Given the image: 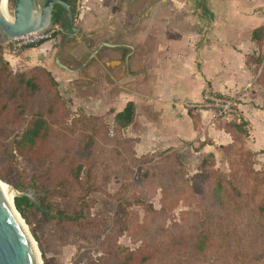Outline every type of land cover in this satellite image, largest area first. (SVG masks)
<instances>
[{
  "label": "rangeland",
  "instance_id": "obj_1",
  "mask_svg": "<svg viewBox=\"0 0 264 264\" xmlns=\"http://www.w3.org/2000/svg\"><path fill=\"white\" fill-rule=\"evenodd\" d=\"M13 10L14 3H8L9 18ZM83 41L78 51L97 42L86 38ZM4 46V54L13 50L12 41ZM9 65L13 73L25 72L27 77L34 78L39 88L35 92L27 90L18 98L21 108L16 104L18 99L12 98L11 86L2 89L0 180L19 192L31 187V192L36 194L39 206L30 202L35 207L27 210L26 216L20 212L19 215L43 264L44 258L50 264H114L122 248L135 251L150 248L154 258L148 264H249L247 254L255 255L263 248L264 224L254 220L238 228L234 237L217 241L203 252L192 248L189 232L200 227L198 217L206 214L199 195L188 192L186 186L187 182L193 183L204 159L212 174L210 180L217 177L232 180L237 175L235 170H239L238 179L244 191L256 188L258 195L264 194V151H253L247 141L249 137L243 139L242 147L249 149L251 156L244 155L241 149L231 153L232 160L239 158L243 167L232 169L229 159L218 148L216 155L205 156L195 170H189L183 162L186 173L180 182L175 171H167L164 160L174 151L158 149L139 155L135 139L115 126L119 104L117 99L108 97L101 101L94 97L97 80L94 71L90 73V81L80 76L83 70L63 80L52 72L51 76L47 75L44 67L17 70L10 62ZM35 111H42L48 117L50 130L35 148L20 150L16 141ZM81 115L101 116L113 139L105 136L98 142L90 173L83 171L76 180L70 175L66 155L74 157L79 139L68 125ZM150 169L154 174L147 178L144 174ZM164 185H170L172 191L168 195L163 194ZM124 199L133 203L127 210L128 217L121 216L123 211L119 206ZM138 199L145 204H139ZM148 205L154 211L148 212L145 208ZM59 211L76 220L59 216ZM181 228L186 232H181ZM175 240L182 242L175 244Z\"/></svg>",
  "mask_w": 264,
  "mask_h": 264
},
{
  "label": "crops",
  "instance_id": "obj_2",
  "mask_svg": "<svg viewBox=\"0 0 264 264\" xmlns=\"http://www.w3.org/2000/svg\"><path fill=\"white\" fill-rule=\"evenodd\" d=\"M83 2L77 25L83 33L66 41L60 61L75 69L101 43L113 44L102 47L80 76L90 81L96 73L94 97L117 99L115 113L129 101L135 104V121L124 133L135 139L139 155L179 151L195 170L205 156L231 143L225 125L240 120L249 123L252 150L264 151V86L258 82L264 46L253 38L264 28V0ZM62 36L4 57L17 70L40 66L66 80L77 72L55 63ZM83 38L96 45L78 51ZM206 90L237 97L239 114L212 123L210 111L191 106Z\"/></svg>",
  "mask_w": 264,
  "mask_h": 264
},
{
  "label": "trees",
  "instance_id": "obj_3",
  "mask_svg": "<svg viewBox=\"0 0 264 264\" xmlns=\"http://www.w3.org/2000/svg\"><path fill=\"white\" fill-rule=\"evenodd\" d=\"M72 5V13L75 18L77 12L76 0H65ZM9 3H14L15 0H9ZM58 11L54 16L55 22L65 25V13L62 7H58ZM60 32H55L54 37ZM253 38L257 41L260 47L264 46V28H259L254 31ZM4 45H0V95L4 86L10 85L12 88V98H19L27 90L36 91L39 86L34 78H29L25 72L13 73L9 70V62L4 57ZM24 50V49H23ZM22 50V51H23ZM21 51V52H22ZM43 72L51 76V71L43 68ZM258 82L264 86V62L262 71L259 75ZM57 84V83H56ZM19 99L16 101L18 107L21 108ZM23 104V103H22ZM23 113V111H22ZM136 117L135 104L131 101L127 102L125 107L115 113V126L123 130L130 126ZM249 123L245 120L239 122H232L225 125V130L230 134L232 141L227 145H222L224 155L229 159L231 168L237 169L243 167V162L239 158L232 160L231 153L241 149L244 155L251 156L252 152L245 147H242L243 139L250 135L248 128ZM71 133L77 135L79 139L78 147L75 150L74 157L71 154L66 155L70 175L79 179L83 171L90 173L91 161L95 155L97 145L105 136L109 137V130L101 116H84L73 118L68 125ZM50 130V121L42 111L32 112L27 121L26 127L21 136L17 139V147L20 150L33 149L35 146L46 137ZM99 142V143H98ZM165 162L168 165L167 171H175L176 175L180 176V182L184 181L183 177L186 173V166L184 165L179 151H174L170 155L165 156ZM60 162V161H57ZM207 159H204L199 171L194 175L192 184L187 182L186 186L190 189L193 195H199V202L206 209L204 216L198 217L200 227L197 229H190L192 237V248L203 252L208 246H215L217 241L223 242L238 234L237 229L245 227L250 221L254 220L256 223L264 224V194L258 195L256 188L250 191H244L242 182L238 179L239 170H235L236 177L232 180H225L222 178H212V174L208 171ZM153 169L148 170L144 175L147 178L153 176ZM212 173V172H211ZM256 178V177H255ZM179 182V183H180ZM163 194L171 193L170 185L163 186ZM138 203L144 205L145 203L138 199ZM130 199H124L120 203V208L123 211L122 217H128V208L132 205ZM15 206L17 210L26 216L27 210L35 207L30 203L27 197H16ZM148 212L154 211L152 206L148 205ZM59 216L66 218L69 221H75L72 216L65 215L59 211ZM181 232H186L181 228ZM264 242V235L262 236ZM182 242V240H175V244ZM123 250V251H122ZM121 253L114 264H148L154 258V254L143 250H130L126 248L121 249ZM250 257L249 264H264V244L263 248L255 255L247 254ZM44 258V257H43ZM254 261V262H252ZM45 264H50L47 258H44ZM252 262V263H251ZM56 264V263H55Z\"/></svg>",
  "mask_w": 264,
  "mask_h": 264
},
{
  "label": "water",
  "instance_id": "obj_4",
  "mask_svg": "<svg viewBox=\"0 0 264 264\" xmlns=\"http://www.w3.org/2000/svg\"><path fill=\"white\" fill-rule=\"evenodd\" d=\"M9 0H0V45L7 44L15 38L23 35L50 31L54 24V16L58 7H62L65 13V25L61 22L60 33L63 34L61 40V52L55 59V63L70 73L81 71L101 50L102 47H113V44L103 42L94 49L85 61L77 68L72 69L62 64L60 57L66 46L68 39L79 36L83 31L75 24L72 13V5L65 0H15L13 16L8 18ZM6 12H5V11ZM12 204L15 206L16 197H27L31 203L39 206L35 200V193L30 187L25 192H19L12 187ZM20 214V213H19ZM28 232V233H27ZM0 264H43L41 255L35 242L26 231L10 204L8 203L0 187Z\"/></svg>",
  "mask_w": 264,
  "mask_h": 264
},
{
  "label": "built area",
  "instance_id": "obj_5",
  "mask_svg": "<svg viewBox=\"0 0 264 264\" xmlns=\"http://www.w3.org/2000/svg\"><path fill=\"white\" fill-rule=\"evenodd\" d=\"M83 7V0H78L77 12L74 18L76 25H78V23L80 22ZM60 29L61 23L55 22L53 28L48 32H32L21 37L15 38L14 40H12L13 50H11V52L17 53V51H22L23 49L37 47L41 43L53 39L54 33L60 32ZM191 106L210 111L212 123H215L221 119H225L233 114H239V104L237 97L220 96L210 90H206L203 93L200 101L196 103H191Z\"/></svg>",
  "mask_w": 264,
  "mask_h": 264
},
{
  "label": "bare ground",
  "instance_id": "obj_6",
  "mask_svg": "<svg viewBox=\"0 0 264 264\" xmlns=\"http://www.w3.org/2000/svg\"><path fill=\"white\" fill-rule=\"evenodd\" d=\"M5 11V10H4ZM6 12V11H5ZM7 14V13H6ZM8 16V15H7ZM9 18V16H8ZM0 187L8 201V203L10 204L11 208L13 209L14 213L16 214L17 218L19 219V221L21 222V224L23 225V227L25 228V230L27 231V227L26 225L23 223L22 218L20 217L19 213L14 209L13 204H12V198H13V191L10 185L4 183L3 181L0 180ZM28 233V232H27ZM34 243V241H33Z\"/></svg>",
  "mask_w": 264,
  "mask_h": 264
}]
</instances>
